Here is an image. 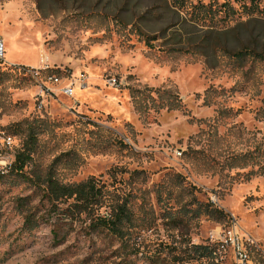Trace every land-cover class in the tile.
I'll return each instance as SVG.
<instances>
[{"label":"rangeland","instance_id":"rangeland-1","mask_svg":"<svg viewBox=\"0 0 264 264\" xmlns=\"http://www.w3.org/2000/svg\"><path fill=\"white\" fill-rule=\"evenodd\" d=\"M162 4L0 0V35L10 64L0 65V127L14 134L16 143L29 125L38 131L24 168L29 177L61 155L55 172L63 181L93 175L104 182L131 210L144 254L164 249V256L173 246L171 255L178 254L182 264H213L212 258L188 256V249L213 247L220 231L235 226L254 240V264H264V61L239 65L211 48L204 55L160 50L182 43L184 33L173 24L178 16ZM115 14L127 22L137 19L148 32L167 30L150 49L129 28L116 25ZM185 27V37L191 30L189 37L199 42L200 29ZM252 31L264 44V27L255 25ZM250 36L249 29L239 28L219 43L234 49ZM43 65L48 67L37 79L17 72ZM52 67L60 69L58 83L47 81ZM80 75L82 86L76 81ZM71 78L73 94L65 95L61 87ZM145 87L172 90L182 106L157 108L148 98L150 107L137 111L132 90ZM117 139L126 146L113 142ZM22 197L29 198L26 206H20ZM208 201L227 218L193 216L191 209ZM49 208L38 187L18 173L0 178V257L6 255L0 264H111L118 259L116 239L90 233L88 221L71 222ZM25 209L38 222L31 230L23 227ZM166 211L179 215L178 227ZM107 212L109 206L100 208L101 214ZM141 257L139 252L137 264H145ZM157 260L171 264L169 258Z\"/></svg>","mask_w":264,"mask_h":264},{"label":"trees","instance_id":"trees-1","mask_svg":"<svg viewBox=\"0 0 264 264\" xmlns=\"http://www.w3.org/2000/svg\"><path fill=\"white\" fill-rule=\"evenodd\" d=\"M160 7L165 11L171 10L178 16V20L173 24L181 25L184 28V33L185 26L200 29L201 32L198 35L199 42H193L191 38L194 37L188 35L191 30H186L187 38L184 33H181L183 36L182 43H171L167 47H161L160 50L167 53L204 55L205 51L211 48L214 51L221 50L230 55L239 65H244L247 61L251 63L253 61H264V44H260L255 40L256 37L252 36L255 25L264 27V0H163ZM111 19L121 30L129 28V31L137 35L150 49L156 47V41H162L167 30L165 27L159 31L148 32L137 22V19L127 22L119 14L113 15ZM169 26L167 28H170ZM239 28H245L247 31L249 29L251 36L245 43L234 49L219 43L222 41L223 36ZM175 34L171 32L170 38H175ZM262 35L264 36L263 31ZM0 65L7 64L0 61ZM16 68L12 67L13 70ZM59 70L52 67L49 70V75L58 76L61 74ZM17 72L31 78L23 68H17ZM152 92L156 96H153ZM148 98L157 108L165 107L167 110H173L182 106L179 95L170 89L145 87L144 90H132V100L137 111H146L150 107L148 101H146ZM37 134L38 131L32 125H29L22 142L16 143L14 141V159L6 172H0V178L13 172L18 173L38 187L41 192V199L47 201L50 211L58 213V215L61 213L63 219H69L71 222L77 220L88 221V232L104 233L106 236L116 239L119 245L114 249V254L118 259L111 264H137L139 252H141V258L145 260V264H160L157 260L159 258L163 262L169 258L171 264H182L178 254L173 253L171 255V252L175 249L173 246L169 247L170 250L167 249L164 256H161L164 249L158 250L157 254L153 255L144 254L140 250V244L137 241L138 235L135 231L136 224L133 221L131 210L125 201L119 202L114 199V196L106 189L105 183L99 178L91 175L82 180L71 182L60 179L56 175L55 166L61 160V155L56 156L43 173L35 174L34 178L29 177L24 168L31 160L32 152L36 146ZM12 135L14 136V134ZM113 142L120 146H126V143L121 139ZM74 159L75 157H71L65 160ZM261 167L258 170H261ZM28 199L22 197L19 200L20 206L24 204L26 206V200ZM103 206H109V212L101 214L100 208ZM191 210L193 216L203 213L215 220L227 218V214L222 209L209 201L197 203L196 207ZM22 212L25 213L23 227L31 230L38 223L34 218L35 214L31 209H25ZM166 214L174 227L180 225L182 219L179 215L172 214L169 211H166ZM52 234L57 237V232ZM188 250V256L202 259L211 257L213 247L195 244L191 245ZM4 258H6V255L1 256L0 261H3Z\"/></svg>","mask_w":264,"mask_h":264},{"label":"built area","instance_id":"built-area-1","mask_svg":"<svg viewBox=\"0 0 264 264\" xmlns=\"http://www.w3.org/2000/svg\"><path fill=\"white\" fill-rule=\"evenodd\" d=\"M0 61L9 64L4 60V39L0 35ZM10 65V64H9ZM48 65L42 67H25L23 70L33 79H37L43 69ZM47 81L51 83H58L60 77L55 75H48ZM85 77L80 75L77 78V83L84 85ZM75 80L71 78L68 83L61 87V92L65 95L73 94V85ZM111 83L115 84L116 80L111 79ZM86 87V86H85ZM14 136L7 130L0 127V172H6L14 159ZM216 245L213 246L211 257L213 264H221L224 260H230V264H254L252 258V250L256 246L254 240L241 232L235 226H230L217 235Z\"/></svg>","mask_w":264,"mask_h":264},{"label":"crops","instance_id":"crops-1","mask_svg":"<svg viewBox=\"0 0 264 264\" xmlns=\"http://www.w3.org/2000/svg\"><path fill=\"white\" fill-rule=\"evenodd\" d=\"M4 39V38H3Z\"/></svg>","mask_w":264,"mask_h":264}]
</instances>
